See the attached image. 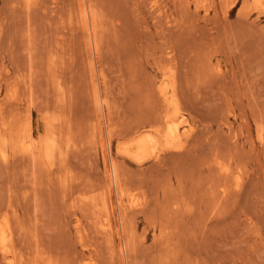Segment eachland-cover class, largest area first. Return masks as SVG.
I'll list each match as a JSON object with an SVG mask.
<instances>
[{
  "label": "rangeland",
  "instance_id": "374dc122",
  "mask_svg": "<svg viewBox=\"0 0 264 264\" xmlns=\"http://www.w3.org/2000/svg\"><path fill=\"white\" fill-rule=\"evenodd\" d=\"M220 1L0 0V146L60 153L0 156L5 264H264V0ZM174 99L175 149L120 154Z\"/></svg>",
  "mask_w": 264,
  "mask_h": 264
},
{
  "label": "bare ground",
  "instance_id": "6f19581e",
  "mask_svg": "<svg viewBox=\"0 0 264 264\" xmlns=\"http://www.w3.org/2000/svg\"><path fill=\"white\" fill-rule=\"evenodd\" d=\"M256 1H258V0H256ZM220 2H223V0H221ZM225 2V1H224ZM190 4V3H189ZM221 4V3H220ZM205 5V4H204ZM228 6V5H227ZM189 8V7H188ZM196 8V7H195ZM226 10V9H225ZM227 11V10H226ZM263 11V10H262ZM238 14H240V13H238ZM241 15V14H240ZM187 22V21H186ZM217 27V26H216ZM185 35V34H184ZM184 41V40H183ZM184 46V45H183ZM195 50V49H194ZM183 52V51H182ZM193 52V51H192ZM195 52V51H194ZM183 53H185V52H183ZM201 53V52H200ZM203 53V52H202ZM185 55V54H184ZM183 55V56H184ZM191 55V54H190ZM201 54H199V56H200ZM203 55H206L205 53L203 54ZM209 55V54H208ZM181 56V55H180ZM206 57H207V55H206ZM173 58V57H172ZM181 58V57H180ZM185 58V57H184ZM197 58V57H196ZM195 57H194V60L196 59ZM204 58V57H203ZM203 58H202V55H201V60H203ZM211 58V57H210ZM182 59V58H181ZM191 59V58H190ZM205 59V58H204ZM189 60V59H188ZM192 60H193V57H192ZM205 60H207V59H205ZM196 61H198V60H196ZM199 62H201L200 60L198 61V62H196L195 63V61L193 62V63H195V66H196V64L198 63L199 64ZM182 63H183V61H182ZM209 63H210V61H209ZM203 64V63H202ZM201 63L199 64V66L200 65H202ZM90 65V64H89ZM212 65V64H211ZM198 66V67H199ZM203 66H206V67H203ZM209 66V65H208ZM208 66H207V64L205 63L204 65H202V66H200L199 68H197V66H196V68H197V70L196 71H199V73L201 72V74H204L205 73V71L203 70V68H208ZM188 67V66H187ZM182 68H184V67H182ZM190 68H192V66H190ZM199 69V70H198ZM209 69H211L212 70V68L211 67H209ZM184 70V69H183ZM188 70V69H187ZM186 70V71H187ZM193 70V71H192ZM201 70H203L204 72H202ZM178 71V70H177ZM189 71V70H188ZM187 71V72H188ZM190 71H192V72H195V69L194 68H192V69H190ZM209 73H210V71H208ZM191 73V72H190ZM206 73H207V71H206ZM205 73V75H207ZM208 73V74H209ZM173 74L175 75V73L173 72ZM178 75H179V73H177ZM194 75L196 74V72L195 73H193ZM192 73H191V75H193ZM200 74V75H201ZM174 75H172L173 77H174ZM177 75V76H178ZM186 75L187 74H184V76H185V78H186ZM210 75V74H209ZM177 76H175L178 80L180 79L179 77H177ZM199 76V75H198ZM211 76H212V74L209 76L210 78H211ZM171 77V76H170ZM174 77V78H175ZM192 77V76H191ZM202 77H204L205 78V76L203 75ZM219 77V76H218ZM227 77V76H226ZM172 78V77H171ZM197 79H198V77H196ZM208 78V77H207ZM190 79V78H189ZM188 79V80H189ZM203 78H201L200 77V80H202ZM214 79H215V77H214ZM172 81L173 80H175V79H171ZM234 80V79H233ZM211 81H212V78H211ZM219 81V80H218ZM174 82V81H173ZM172 82V83H173ZM203 82V80L201 81V83ZM206 82V81H205ZM220 82H222V81H220ZM220 82H218V83H220ZM235 82V81H234ZM177 83H179V82H177ZM190 83V82H189ZM210 83V82H209ZM213 83V82H212ZM215 83V82H214ZM217 83V84H218ZM181 84V83H180ZM194 84V83H193ZM228 84V83H227ZM232 84V83H231ZM173 85H174V83H173ZM179 85V84H178ZM177 85V86H178ZM207 85V84H206ZM210 84H208V86H209ZM215 85V84H214ZM218 85H220V84H218ZM226 85V84H225ZM236 85V84H235ZM211 86H212V84H211ZM227 86V85H226ZM181 87H182V84H181ZM215 87V86H214ZM216 87H218V86H216ZM215 87V88H216ZM231 87H232V85H231ZM63 88V87H62ZM178 88V87H177ZM192 88H194V87H192ZM208 88V87H207ZM206 88V89H207ZM199 89V88H198ZM198 89H195L196 91L198 90ZM221 89V88H220ZM180 90H182V88L180 89ZM224 90V89H223ZM191 91V90H190ZM195 91V92H196ZM199 91V92H198ZM197 92L198 93H200V89L198 90ZM61 92H63V91H61ZM178 92H180V91H178ZM183 92V91H182ZM182 92H180L181 94H182ZM174 94V93H173ZM195 94H197V93H195ZM209 94V93H208ZM155 95V94H154ZM177 95H180L179 93H177ZM183 95V94H182ZM191 95H192V92H191ZM190 96V95H189ZM166 97V96H165ZM191 97V96H190ZM156 98V97H155ZM171 98H172V96H171ZM184 97H182V99H183ZM192 98V97H191ZM167 99H168V97H167ZM193 100V99H192ZM176 100L174 99V101H171L170 102V105L172 106V108H173V112H174V116L172 117V118H170L168 121H167V124H169V125H167V127L166 128H164L163 126H162V124H160L161 122L158 120L157 122H156V128L153 130V129H151V130H149V131H146L145 132V134L143 135L142 133V135L141 136H138V137H136L129 145H127V146H123V147H119V152H120V154H123L124 156H126L129 160H131L132 162H134V163H136V164H141V162L144 160V159H142V156H144V155H148V154H151V152L152 151H154V149L156 148V147H159V148H162V147H169V146H172V148H173V145H174V143L175 142H177L178 140H180V138H181V136H182V134H183V132L181 133L180 131H181V128L183 127V125H185V124H187V120H185V119H181V120H179L178 119V117H179V106H178V104H177V102H175ZM181 101V100H180ZM190 101V100H189ZM230 102V101H229ZM167 103V102H166ZM165 103V104H166ZM181 103H183V102H181ZM194 103V102H193ZM184 104H186V102L184 103ZM182 105V104H181ZM187 105H188V103H187ZM161 106V105H160ZM192 106V105H191ZM164 108V107H163ZM162 108V109H163ZM166 108V107H165ZM188 108V107H187ZM169 109V108H168ZM219 109V108H218ZM164 110V109H163ZM165 111V110H164ZM154 113H156V112H154ZM162 113H163V111H162ZM165 113H166V111H165ZM161 114V113H160ZM163 116V115H162ZM154 117V116H153ZM152 116H151V118H153ZM207 117V116H206ZM156 118V117H155ZM160 118V117H159ZM51 119V118H50ZM166 119V118H165ZM168 119V118H167ZM154 120V119H153ZM161 120V119H160ZM9 122V121H8ZM7 122V123H8ZM259 122V121H258ZM137 124V123H136ZM46 125V124H45ZM10 126V125H9ZM28 126V125H27ZM140 126V125H139ZM136 127H138V126H136ZM8 128V127H7ZM7 128L5 129V130H7ZM135 128V127H134ZM10 129H11V127H10ZM27 129H28V127H27ZM21 130V129H20ZM13 131V130H12ZM25 131V130H24ZM131 131V130H130ZM10 132H11V130H10ZM22 132V131H21ZM8 133V132H7ZM55 134V133H54ZM130 134V133H129ZM140 134V133H139ZM184 135V134H183ZM7 136V135H6ZM11 137L8 139V140H5V141H3L2 142V146H0V147H3L4 149V151L3 150H0L2 153H1V158H3V159H6V154H5V152H7L8 153V151L10 152V153H13L14 155H18V154H22V156H24V157H26L27 158V161H29L28 163H32V164H34L35 166H37L36 164H41V163H39L40 162V160H41V157H42V155L44 154V153H54V151H55V149H56V144H55V141H53V140H51L50 142H47V143H45V144H40L38 141H35V140H31L30 138H31V136H30V134H29V132H27V134H25V135H23L22 137H20L19 135H17V134H12V135H10ZM1 140H2V138H1ZM37 140V139H36ZM50 140V139H49ZM179 142V141H178ZM239 145V144H238ZM60 146V145H59ZM236 146V145H235ZM61 147V146H60ZM59 147V148H60ZM67 147V146H66ZM174 147H176V145L174 146ZM216 148V147H215ZM163 149V148H162ZM171 149V148H170ZM173 149H175V148H173ZM236 149H238V148H236ZM161 150V149H160ZM234 150H235V148H234ZM216 151V150H215ZM239 151V150H238ZM225 152V151H224ZM52 153V155H55L56 154V158H58V157H60L59 155H60V153H59V155L57 154V150H56V153H54L53 154ZM153 154V153H152ZM240 154V153H239ZM47 155V154H46ZM51 154H50V157H53L52 159L54 160V156H52ZM58 155V156H57ZM224 155H226V154H224ZM223 155V156H224ZM23 157V158H24ZM49 157V156H48ZM55 158V159H56ZM20 159V158H19ZM22 159V158H21ZM51 159V158H50ZM59 159V158H58ZM61 159V158H60ZM17 160V159H16ZM23 161H25V160H23ZM26 161V162H27ZM59 160H57V162H58ZM65 162H67L68 161V159H67V157L65 158V160H64ZM15 162V161H14ZM17 162V161H16ZM22 162V161H21ZM56 162V163H57ZM217 161H215V163H216ZM5 163V162H4ZM225 163V162H224ZM21 164V163H20ZM24 164V163H23ZM26 165V164H25ZM44 165V164H43ZM70 165V164H69ZM217 165V164H216ZM41 166V165H40ZM45 166V165H44ZM57 166V165H56ZM35 168V167H34ZM32 169H33V167H32ZM39 169V168H38ZM44 169H45V167H44ZM61 169V168H60ZM35 170H36V168H35ZM58 170V169H57ZM78 170V169H77ZM47 171V170H46ZM43 172V170H41L40 171V173H42ZM66 172H68V170L66 169ZM224 172V171H223ZM34 173H32V175H33ZM46 174V173H45ZM37 175V174H36ZM35 175V176H36ZM47 175H45V177H46ZM51 176V175H50ZM65 176H66V174H65ZM68 176V175H67ZM66 176V177H67ZM75 176V175H74ZM70 177V176H69ZM37 178V177H36ZM21 179V178H20ZM38 179V178H37ZM67 179V178H66ZM85 178H83V180H84ZM16 180V179H15ZM48 180H51L50 179V177L48 178ZM48 180H46L47 182H48ZM61 180V179H60ZM86 180H87V178H86ZM209 180V179H208ZM85 181V180H84ZM83 181V182H84ZM212 181H213V179H212ZM211 181V182H212ZM40 182V181H39ZM52 182V181H51ZM67 182V181H66ZM80 182H81V184L83 183L81 180H80ZM89 182V181H88ZM47 184V183H46ZM48 184H50L49 182H48ZM66 184V183H65ZM80 184V183H79ZM89 184V183H88ZM15 185V184H14ZM36 185V184H35ZM75 185H76V183H75ZM80 186H82V188H85V187H87V182L85 183L84 182V184H82V185H80ZM79 186V187H80ZM50 187V186H49ZM73 187V186H72ZM199 187V186H198ZM33 188V187H32ZM31 188V189H32ZM41 189V188H40ZM68 189V188H67ZM80 189H81V187H80ZM172 189V188H171ZM47 190V189H46ZM84 190V189H83ZM86 190V189H85ZM223 190V189H222ZM33 191V190H32ZM211 191V190H210ZM217 191V190H216ZM34 192V191H33ZM35 192H36V187H35ZM43 192V191H42ZM46 192V191H45ZM40 193V192H39ZM87 194V193H86ZM162 194V193H161ZM224 194V193H223ZM246 194V193H245ZM34 195V194H33ZM36 195V194H35ZM167 195V194H166ZM31 196V195H30ZM29 196V197H30ZM75 196V195H74ZM235 196V195H234ZM33 197V196H32ZM79 199L81 198V197H78ZM91 198V197H90ZM103 198V197H102ZM219 198V197H218ZM239 198V197H238ZM237 198V199H238ZM2 199V198H1ZM0 199V200H1ZM214 199V198H213ZM216 199V198H215ZM215 199H214V201H215ZM234 199V198H233ZM246 199V198H245ZM217 200V199H216ZM80 201V200H79ZM90 201H91V199H90ZM101 201V200H100ZM105 201V200H104ZM218 201V200H217ZM81 204H83V207H84V211H82V212H84V214L86 213V209L88 210V198L86 197V196H84L82 199H81ZM102 202H103V200H102ZM106 202V201H105ZM208 202V201H207ZM219 202V201H218ZM220 202H221V200H220ZM243 202V201H242ZM211 203V202H210ZM226 203V202H225ZM218 204V203H217ZM235 204V203H234ZM7 205V204H6ZM71 205V204H70ZM100 205H102V203L100 204ZM220 205V204H219ZM3 206V205H2ZM104 206V205H103ZM6 207V206H5ZM81 207V206H80ZM220 207V206H219ZM101 208H103V207H101ZM56 210V209H55ZM81 210H82V207H81ZM1 211V210H0ZM88 213V212H87ZM85 214V216L86 215H88V214ZM108 212H106V214H107ZM36 214V213H35ZM2 218H1V220H0V264H5L4 263V259H6L7 258V255L8 254H13V252H14V249H15V243L14 244H12V241H11V237L12 236H10L11 234H10V223H9V218L4 214V215H2L1 216ZM87 217V216H86ZM28 218H29V216H28ZM170 218V217H169ZM50 219V218H49ZM17 221V220H16ZM52 223V222H51ZM54 223V222H53ZM129 223V222H128ZM14 224V223H13ZM17 224V223H16ZM131 224V223H130ZM17 225H19V224H17ZM15 227V226H14ZM101 227V226H100ZM105 228V227H104ZM12 229H13V232L14 231H16L17 229L16 228H13L12 227ZM66 229V228H65ZM100 230H102V229H100ZM192 230V229H191ZM12 231V230H11ZM57 232V231H56ZM101 232V231H100ZM12 233V232H11ZM62 233V232H61ZM103 233V232H102ZM101 233V234H102ZM126 234V233H125ZM14 235H16V236H19L18 235V232L16 233V234H14ZM189 235V234H188ZM68 236V235H67ZM17 238V237H16ZM106 238H107V236H106ZM193 240V239H192ZM23 241V240H22ZM38 241V240H37ZM14 242V241H13ZM16 242H17V240H16ZM50 243V242H49ZM70 243V242H69ZM35 245V244H34ZM46 245V244H45ZM29 246V245H28ZM38 246V245H37ZM109 247V246H108ZM113 247V246H112ZM111 248V247H110ZM23 249V248H22ZM32 249V248H31ZM38 249V248H37ZM17 250H18V248H17ZM27 251V250H26ZM32 251V250H31ZM29 252V251H28ZM38 252V251H37ZM36 252V253H37ZM41 252V251H40ZM33 253V252H32ZM34 254V253H33ZM37 254H39V253H37ZM31 255V254H30ZM29 255V256H30ZM96 256V255H95ZM105 257H106V255H105ZM37 258V257H36ZM76 259V258H75ZM75 259H74V262H75ZM72 260L73 259H71V262H72ZM106 260V259H105ZM109 260V259H108ZM108 260H106V261H108ZM12 261V260H11ZM21 260H19V262H20ZM28 261V260H27ZM41 261V260H40ZM22 262V261H21ZM20 262V263H21ZM31 262V261H30ZM77 262V261H76ZM13 263V262H12ZM11 263V264H12ZM15 264H17L16 262H14ZM32 263V262H31ZM73 263V262H72ZM79 263V262H78ZM8 264V263H7ZM22 264V263H21ZM74 264V263H73ZM76 264V263H75ZM83 264V263H82ZM86 264H88V263H86ZM103 264V263H102Z\"/></svg>",
  "mask_w": 264,
  "mask_h": 264
}]
</instances>
